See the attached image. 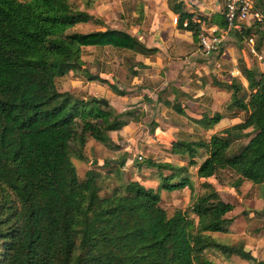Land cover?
<instances>
[{
    "label": "trees",
    "instance_id": "trees-1",
    "mask_svg": "<svg viewBox=\"0 0 264 264\" xmlns=\"http://www.w3.org/2000/svg\"><path fill=\"white\" fill-rule=\"evenodd\" d=\"M66 2L0 0V264H216L208 257L209 248L229 258L264 264L243 244L218 241L214 234L228 231L232 220L227 215L235 206L223 202L210 183L203 185L202 193L195 192L184 174L197 164L194 161L183 168L147 163L161 172H173L169 177L161 175L165 190L191 191L189 210L171 216L161 207L159 192L137 181H124L126 160L117 165L105 162L104 166L115 167L105 176L111 175L117 186L104 195L101 171L92 169L79 177L74 160L87 161L88 142L112 148L110 133L127 122L96 97L61 92L57 79L80 69L82 47L113 45L145 54L151 50L122 32H71L91 16ZM254 3V12L264 17V0ZM169 7L179 15V27L200 41L205 33L192 15L173 0ZM222 27H227L225 15ZM256 28L255 47L261 52L264 23ZM252 31L244 28L243 36L251 37ZM242 72L251 92L244 105L246 121L208 143H177L173 149H186L193 157L201 149L207 151L197 172L200 179L218 178L230 170L238 177L236 186L248 181L263 187L264 71L259 78L245 67ZM231 89L233 104L243 105L247 97L238 98L242 86L234 83ZM219 120L217 116L214 122ZM251 128L256 133L251 142L239 155L229 157L234 132ZM173 178L178 181L169 183Z\"/></svg>",
    "mask_w": 264,
    "mask_h": 264
},
{
    "label": "crops",
    "instance_id": "crops-1",
    "mask_svg": "<svg viewBox=\"0 0 264 264\" xmlns=\"http://www.w3.org/2000/svg\"><path fill=\"white\" fill-rule=\"evenodd\" d=\"M95 1V4L87 5L90 21L78 24L72 31L122 32L151 50L145 54L113 45L82 47V65L79 70H74L101 79L102 82L96 80L100 86L89 93L90 97L107 101L127 122L122 129L110 133L115 149L113 153L121 154L113 155L110 160H126L122 168L124 181H137L146 188L156 190L163 180L161 175L164 178L173 175L170 170L161 172L157 168L137 164L134 158L137 159L139 155H144L143 159L147 163H166L179 168L188 167L194 161L197 164L189 167V171L184 174L194 185L196 193H202L203 185L207 182L214 186L223 202L233 205L232 201L225 199L223 191L228 193L249 186L260 188L257 196L243 193L241 202L248 204L244 213L248 222L252 224L255 221L256 227L261 225L260 228L264 229V220L260 221L262 219L259 216L264 218V186H254L244 181L236 188L238 177L230 170H225L221 174L231 183L226 184V189H221V174L218 178H198V169L208 157L206 150H199L193 157L186 149L179 152L173 149L177 143H208L212 137L225 136L226 131L246 121L248 111L244 105H248L251 92L242 68L252 70L257 78L264 71V63L259 60V57L264 58V46L261 52L257 51V55L250 51L248 39L253 37L255 40L256 36L253 23L249 21L244 25L246 30L253 29L251 37L245 38L242 31L227 36L222 27L226 0H173V4H181L182 10L192 15V20L200 25L201 33L223 38V47L206 54L193 32L175 23L174 19H179V15L169 7V0ZM186 25L187 21L184 22ZM234 83L242 86L238 98L247 97L243 105L233 104L234 91L231 86ZM217 116L220 120L215 123ZM255 134L252 128L235 131L230 138L232 143L228 156L239 155ZM97 162L98 168H103L106 159L100 158ZM89 166L92 169L96 165L89 161ZM129 171L133 177L131 180L126 179ZM159 193L161 204L167 203L177 208L192 206L191 191L187 187ZM179 201L181 203L178 204L182 205L177 204ZM234 211L227 215L232 222L226 233L238 227V220L229 217ZM250 229L255 228L250 225ZM250 229L248 227L246 231ZM260 235L264 237V231ZM255 240L257 245L250 246L254 249L251 254L258 262H264V239ZM216 263L252 264L222 254Z\"/></svg>",
    "mask_w": 264,
    "mask_h": 264
},
{
    "label": "rangeland",
    "instance_id": "rangeland-1",
    "mask_svg": "<svg viewBox=\"0 0 264 264\" xmlns=\"http://www.w3.org/2000/svg\"><path fill=\"white\" fill-rule=\"evenodd\" d=\"M87 2H89V3H87ZM95 2H96L95 0H68V2H66V4H68V6L71 9H78L79 11L86 12V10L88 9L87 7L90 6V4H92V5L95 4ZM77 5H79V7H77ZM32 7H34V6H32ZM80 8L82 10H80ZM250 21H251V23H253L252 25L254 28V34L256 35L254 41L256 44V40L259 37L258 34L255 33V31L257 30L256 26L258 23L254 20H250ZM53 28L57 31H60L62 29L61 27H58V26H54ZM71 32H75V31L71 30ZM87 33H89V32H87ZM65 35H66V33H65ZM65 35H63V36L65 37ZM58 37L61 39L64 38L61 36H58ZM87 71H88V68H87ZM89 77H95V76H93L89 73L87 75H85L84 72H82V73L81 72L78 73L77 71H73L72 73L67 72L66 74L62 75L61 77H59L57 79V85H58V88L61 92H72V93H76V94L81 95V96H90L89 93L93 92V90L95 88L98 89V87L100 86V83L96 80L91 81L89 79ZM98 99H100V98H98ZM114 150L115 149L113 147L108 148L105 145H102V144H100L94 140H90L87 144V147H86L87 161L81 162L78 160H74V163L76 165L79 177L81 179H83L85 177L86 172L89 170H92V169L93 170L95 169L97 171H101V173H103L102 175H104V176L110 172H113L115 170V167L107 165V166H104L103 168H98V166H97L98 162L97 161L100 158L106 159V161H109L111 159V157H113V155L114 156L121 155V154H114L113 153ZM139 156H142V158L144 157V155H139ZM134 159H135L134 161L137 164L139 163L141 166L143 165L144 167H147V162H145L146 160L143 159L144 161L140 162L138 159H136V158H134ZM89 161H92L93 165H96V166H93V168L91 167L92 169H90ZM114 164H116V163H114ZM131 178H133L132 173H131V171H129L128 173H126V179L131 180ZM177 181H178L177 178H173L172 180H170L168 182L172 184V183H176ZM165 182H166L165 180L160 181V184H159L158 188L155 190V192H160L162 190H165L163 188ZM227 183L230 184L231 182H229L228 179L226 177H224V174H221L220 184H221V186H223V188H221V189H226ZM166 184H168V183H166ZM101 185L104 188L103 191L101 192V195L106 194L108 191H110V189H113L114 187L117 186V184L112 181L111 175L107 176V177L105 176V179L103 180V182H101ZM249 187L250 188H246V189H244V187H242V189H239L238 191L232 190V192H228V193L226 191L222 190L223 195L225 194V196H224L225 199L227 201H232L233 205L235 206L236 211H234V214H231L229 217L233 218L234 220L235 219L238 220V227L234 228V231L230 229L229 233H224V234L219 233V234H215V236L218 237V241L221 244H230V245L231 244L232 245L243 244L245 249L247 251H250V253H251V251H254V249L251 248L250 246L251 245H257L255 242L256 241L255 239H257V240H259L260 238L264 239V237H262L260 235L261 231L263 232L264 229L260 228L261 225H258V224H257L258 226L256 227L255 221L252 224L249 223L247 218L244 215V213H246V207L248 204L246 202H241L243 200V197H242L243 193L248 192L247 195H256L257 196V194H259V192L261 191V189L258 187H253V186H249ZM200 188H202V187H200ZM236 188H238V186ZM237 193H238V195H237ZM238 196H239V198H238ZM245 197L246 196H244V198ZM178 203H181V201L177 202V204ZM178 205H182V204H178ZM161 207H163L168 212V214L170 216L173 215L174 212L177 210L186 211V210H189V208H190L189 205H187L183 208H177L174 206H169L167 203L161 204ZM242 216H244V217H242ZM191 218L196 219L197 217L195 215L191 214ZM243 218L245 221L243 220ZM261 219L262 220H260V221L264 220V218L262 216H261ZM256 220L259 221L258 218H256ZM260 223L263 224L264 221H263V223L262 222H260ZM250 225H252L255 229L251 230ZM248 227L250 230L246 231V229ZM263 247H264V245H263ZM207 251H208V257L216 263L217 258L220 257L219 250L217 248H209ZM260 260L263 261L261 258H260Z\"/></svg>",
    "mask_w": 264,
    "mask_h": 264
},
{
    "label": "built area",
    "instance_id": "built-area-1",
    "mask_svg": "<svg viewBox=\"0 0 264 264\" xmlns=\"http://www.w3.org/2000/svg\"><path fill=\"white\" fill-rule=\"evenodd\" d=\"M254 8V0H226L224 15L227 27L224 29V34L228 36L236 31H243L245 28L244 25L250 20H254L258 23H264L263 15L258 12H254ZM174 21L177 23L178 18H175ZM248 41L251 46L250 51L252 54L257 55L254 38L251 37ZM200 43L206 54H210L224 46L223 38L215 35H201ZM259 60L264 63L263 57H259ZM137 159L140 162H143L142 156H138Z\"/></svg>",
    "mask_w": 264,
    "mask_h": 264
},
{
    "label": "water",
    "instance_id": "water-1",
    "mask_svg": "<svg viewBox=\"0 0 264 264\" xmlns=\"http://www.w3.org/2000/svg\"><path fill=\"white\" fill-rule=\"evenodd\" d=\"M97 102H99L100 104H102V105H104V106H106V107L109 106V103H108L107 101L103 100V99L97 100ZM112 162H113V163H116V164L119 163V161H112Z\"/></svg>",
    "mask_w": 264,
    "mask_h": 264
}]
</instances>
